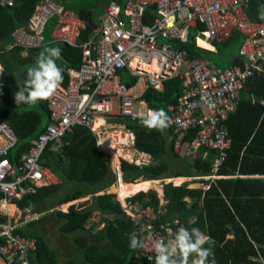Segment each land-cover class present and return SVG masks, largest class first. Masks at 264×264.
<instances>
[{
    "label": "trees",
    "instance_id": "obj_1",
    "mask_svg": "<svg viewBox=\"0 0 264 264\" xmlns=\"http://www.w3.org/2000/svg\"><path fill=\"white\" fill-rule=\"evenodd\" d=\"M69 1L77 0H60V3L63 8L73 11L79 17L84 19L91 12L92 5L77 8L69 5ZM114 1L121 6L125 3V0H108L105 5ZM39 2L40 0H15L13 6L0 7V65L4 68V73L0 74V119L4 120L16 137V145L9 153L11 160L27 150L30 141L42 133L49 122L47 100L35 105L15 103L17 85L26 79V71L34 66L37 55L47 47L61 49V56L56 63L63 70L61 86L64 87L68 84L69 70L78 69L82 62L80 47L61 42H47L28 49L27 54H23L20 47L5 49L12 42L13 30L18 26H27L29 17ZM261 9H264L263 0H251L245 7L252 21H264L258 18ZM54 25L55 18H51L44 29L47 39ZM198 29L202 28L199 26ZM85 31L86 29L81 31L80 41L84 39ZM194 38L189 35L185 42L171 41V44L184 51L189 60H206L219 65L216 60L219 50L200 39L195 46ZM239 39L241 40L240 35L234 32L227 40L219 43L228 52ZM214 48L216 51H213ZM231 64H242L238 53L232 57L229 62ZM261 65L262 69L254 71L245 81L239 105L234 112L228 113L224 121L232 143L218 174L224 177L237 175L236 178H221L214 182L202 180L201 177L209 173L216 152L199 146L193 155L190 153L189 160L185 153L174 151L175 137L169 126L164 132H159L143 126V117L107 116L108 122L114 126L121 125L129 129L134 134V147L150 154L153 160L148 164L138 165L122 159L124 183L134 184L139 179L197 178L180 186L164 183V205L160 204L154 190L139 192L131 200L153 209L157 217L155 226L178 220L186 228L196 227L210 236L215 243L211 246L214 256L209 257V261L214 259L215 264H264V60ZM123 80L126 81L124 77ZM179 94L180 79L173 77L164 80L162 91L149 89L143 100L149 109H163L167 112V105L177 102ZM100 123L97 120L96 126ZM117 130L120 129H109ZM196 132V126L190 127L183 144H190ZM62 142L56 151L47 147L40 157V163L57 175L58 183L40 187L35 194L16 202L19 208L32 206L35 212L45 213L40 219L17 230L36 240V249L30 255L31 264H61L58 252L38 229L50 210H53L50 213L58 219L59 232L65 236L74 234L71 241L78 247L83 260V263H78L71 257L64 264H142L144 259L140 254L141 250L129 249L130 235L135 230L134 223L115 200L114 194L92 196L79 206L70 205L66 212L54 211L61 205L105 190L116 181L109 154L97 148L93 132L87 126H75L71 133L62 137ZM202 153L205 154L201 157ZM250 175L258 177L249 178ZM182 181L184 180L175 183ZM67 182L87 185V190H68L59 196L61 184ZM203 185H208L204 191L201 189ZM94 213L99 216L98 220L86 228ZM99 224L102 225L101 228L91 233L94 226ZM80 232H86L92 241H86L79 235Z\"/></svg>",
    "mask_w": 264,
    "mask_h": 264
},
{
    "label": "built area",
    "instance_id": "obj_2",
    "mask_svg": "<svg viewBox=\"0 0 264 264\" xmlns=\"http://www.w3.org/2000/svg\"><path fill=\"white\" fill-rule=\"evenodd\" d=\"M250 1L126 0L123 6L109 2L98 25L80 41L86 20L63 8L60 0H40L29 17V29L16 27L12 42L5 49L20 47L27 54L28 49L47 42H61L80 47L82 62L78 69L69 70L68 84L60 86L46 101L49 122L45 130L14 160L9 153L16 145V137L0 119V256L5 264H31L36 240L17 230L45 213L35 212L32 206L19 208L16 202L35 194L40 187L58 183L57 175L40 163L45 149L56 151L63 144L62 137L75 126L93 130L100 116L137 118L140 113L136 104L144 101L149 89L162 91L166 79H180L177 102L166 107L175 151L189 155L199 146L214 150L216 156L209 173L201 179L214 182L223 177L218 170L232 143L224 121L239 105L245 81L262 69L264 60V21L249 19L245 7ZM14 2L0 0V7L13 6ZM51 18H55V25L47 39L44 29ZM190 30L204 41L218 43L236 32L241 37L238 55L242 64L218 67L206 60L187 59L185 52L173 47L171 41L185 42ZM159 38L165 41L160 43ZM197 40L195 37V46ZM193 126L197 127L194 140L183 144L187 130ZM112 171L116 178L113 185L124 182L120 163L113 165ZM207 187L203 185L201 189ZM133 196L122 199L115 193V200L134 223L130 236L146 245L140 251L142 264H154V259H149L155 255L153 238L167 239L170 233L186 226L178 220L155 226L153 209L132 201Z\"/></svg>",
    "mask_w": 264,
    "mask_h": 264
},
{
    "label": "clouds",
    "instance_id": "obj_3",
    "mask_svg": "<svg viewBox=\"0 0 264 264\" xmlns=\"http://www.w3.org/2000/svg\"><path fill=\"white\" fill-rule=\"evenodd\" d=\"M258 18L264 20V9H261ZM60 56L61 49L58 47H47L37 55L34 66L26 71V79L17 85L18 90L14 94L16 105H35L56 94L63 82V70L56 63ZM3 73L4 68L0 65V74ZM169 120L170 117L163 109H149L141 123L149 130L164 132L169 126ZM214 243L199 228L180 227L175 233H170L167 239L153 238L152 250L155 255L149 259H154V264H215L214 259L209 261V257L214 256L211 247ZM145 246L143 240L136 236L130 237V250H142Z\"/></svg>",
    "mask_w": 264,
    "mask_h": 264
},
{
    "label": "rangeland",
    "instance_id": "obj_4",
    "mask_svg": "<svg viewBox=\"0 0 264 264\" xmlns=\"http://www.w3.org/2000/svg\"><path fill=\"white\" fill-rule=\"evenodd\" d=\"M107 1L108 0H77V1H69L67 3L69 5L75 6L77 8H79L81 6H84V5H92V9L90 10L91 14H92L91 18H92V21L94 22V24L98 25L99 18H100L101 14H102L103 8H104L105 3ZM114 2H116V1H114ZM25 27H27L29 29L28 26H25ZM189 35L191 37H193V38L197 37L200 40L202 39V37L194 30H190L189 31ZM158 41L160 43H162L165 40L162 39V38H159ZM206 42L208 44H210V45H214L215 48L217 50H219V53H218V55L216 57L217 58L216 60L219 61V65H217V66L226 67V66L229 65V62L231 61L232 57L234 55H237L238 48L240 46L241 40L239 39L238 41H236V43L233 46L232 50H230L228 52L226 51V48H224V46L221 45V43H218L216 41H206ZM100 117L103 118L105 120V122H108V117L107 116H100ZM180 153L184 154V151H181ZM187 157H188L189 160H191V154L189 156H187ZM163 182L164 181H162V180H158V183L155 184L153 186V188H151L149 190H154V191L156 189H160L161 190ZM85 186H87V185L76 183V182H67V183H65L63 185L61 184V187L59 189L58 195L59 196L64 195V193L66 191H68V190L69 191H74V190H77V189L87 190V188ZM105 190H101L98 193H95V194H92L90 196H87V197L80 198L78 200L72 201L71 203L73 205L79 206V204L82 203L83 201H85L87 199H90L92 196H94L96 194H99V193H101V194L102 193L103 194H114L115 195V193H107ZM62 206H60L58 208L61 209L60 210L61 212H65L67 210V208L65 207L63 209ZM50 211L48 213H46L47 216H45L42 225L40 227H38L39 232L41 234H43L47 238L50 246L52 248H54L58 252L59 261H60L61 264L66 263L71 257H73L75 259V261H78V263H83V260L81 259V256L79 254L78 247L76 245H74L72 243V241H71L72 238L74 237V234L72 236H65L62 233H60L59 230H58V227H59L58 219L53 214H51L52 212L50 213ZM54 211H57V208H55ZM98 217L99 216L96 213H94L92 215V218L90 219V221L86 224V228H88L91 223H95L98 220ZM101 226L102 225H100V224L99 225H95L93 230L91 231V233H93L95 230L100 229ZM79 235L84 237V239L86 241H92V238L90 236H88L86 234V232H80Z\"/></svg>",
    "mask_w": 264,
    "mask_h": 264
},
{
    "label": "crops",
    "instance_id": "obj_5",
    "mask_svg": "<svg viewBox=\"0 0 264 264\" xmlns=\"http://www.w3.org/2000/svg\"><path fill=\"white\" fill-rule=\"evenodd\" d=\"M213 51H216L215 48H214ZM135 108L140 113V115L138 116L139 118L144 117L147 114L148 110H149V108L146 106V102L145 101L137 103ZM97 120L101 121V123L96 126V121ZM96 121H95L94 129L93 130L90 129V128L89 129L93 132V135H94V137L96 139L97 148L99 150L104 151L107 154H109L111 169L113 168V165L118 164V163L121 164L122 159H125V160H127L129 162H133V163L138 164V165L148 164V163L153 161L151 156H150V154L142 152V151H139V150H137L134 147V134L129 129H126V128H124L121 125L114 126L112 123L105 122V120L103 118H101V117L97 118ZM113 127L117 128V129H120V130L109 131V129L113 128ZM121 130H124V131H127V132H124V131H121ZM102 141L103 142L105 141L104 143L110 144L111 146L113 145L115 148L114 149H110L108 147H102L101 146ZM174 151H175V149H174ZM195 151H196V149H194L191 152V154L193 155L195 153ZM202 156H204L203 153L201 154V157ZM164 177H165V175H164ZM236 177H237V175H228V177H224V175H223L222 178H224V179H232V178H236ZM238 177L246 178V177H244V175H238ZM251 177L252 178H257L258 175H250L249 178H251ZM196 179H197L196 177H191V178H189V177H187V178L186 177H178V178H164V179H159V180L164 181L162 184H164V183H172L174 186H180L183 183L190 182V181H193V180H196ZM178 180H184V181H182L181 183H178V184L174 182V181H178ZM154 182L158 183V180L143 181L142 179H139L134 184H141V185H137V188H138V186H147L149 189H151L155 185ZM120 184H126V183L122 182V180H121ZM113 186L114 185H112L111 187L107 188L105 191L107 193H112L111 191H112V187ZM139 191H142L144 193L147 192V191H144V190H139ZM155 191H156L157 196H158V198L160 200V204L164 205L165 201L163 199L162 187H161V190L160 189H156ZM99 194H101V193H99ZM96 195H98V194H96ZM186 201L189 202V199H186ZM65 206H67V205H63L62 208L65 207Z\"/></svg>",
    "mask_w": 264,
    "mask_h": 264
},
{
    "label": "bare ground",
    "instance_id": "obj_6",
    "mask_svg": "<svg viewBox=\"0 0 264 264\" xmlns=\"http://www.w3.org/2000/svg\"><path fill=\"white\" fill-rule=\"evenodd\" d=\"M104 142L102 141V143H101L102 147H108L110 149H114L115 148L113 145L111 146L110 144H106ZM137 185H141V184H118V185H114L112 187V191L111 192L112 193L114 192L116 194H120V197L122 199H125L126 197H130V196H133L136 193L142 192V191H139V190L149 191V188L147 186H138V188H137Z\"/></svg>",
    "mask_w": 264,
    "mask_h": 264
},
{
    "label": "water",
    "instance_id": "obj_7",
    "mask_svg": "<svg viewBox=\"0 0 264 264\" xmlns=\"http://www.w3.org/2000/svg\"><path fill=\"white\" fill-rule=\"evenodd\" d=\"M90 14H91V12H89V14L84 18V19L86 20V24H87L84 39H86V37L88 36V34H89V33L94 29V27H95V24H94V22L92 21V18L90 17ZM98 195H100V194H98ZM95 196H97V195H95ZM0 264H5V262H4V260H3V258H2L1 256H0Z\"/></svg>",
    "mask_w": 264,
    "mask_h": 264
}]
</instances>
